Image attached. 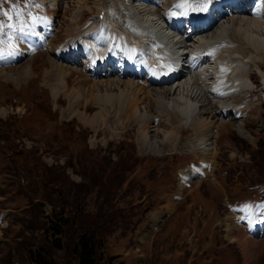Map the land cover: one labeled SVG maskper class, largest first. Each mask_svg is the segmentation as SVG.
Masks as SVG:
<instances>
[{"label":"rangeland","instance_id":"1","mask_svg":"<svg viewBox=\"0 0 264 264\" xmlns=\"http://www.w3.org/2000/svg\"><path fill=\"white\" fill-rule=\"evenodd\" d=\"M94 1L87 0L75 27L97 15ZM102 1L117 27L139 35L125 13L111 6L110 0ZM0 3V53L3 42L15 43L18 26V31L30 30L29 23L37 18L47 23L44 13L49 4L40 0ZM57 4L51 33L44 35H52L48 46L16 61H0V264H33L28 257L41 247L49 249L59 264L69 258L73 264V243L92 236L102 244L99 255L112 258L113 264H264V232L254 230L264 231V205L253 202L262 187H249L251 180H264V174L249 167L250 152L243 148L248 140L257 149L264 130V55L257 62L261 70L251 62L244 64L256 86L236 97L245 107L242 115L233 119L231 111L225 115L217 109L218 118L232 122L213 130L202 144L193 131L173 129L166 116L154 119L158 124H144L127 116L117 118L108 108L97 119L99 107L91 96L108 85L90 88L94 79L102 77L93 79L78 60L55 58L54 47L67 37L64 21L78 14L76 0H57ZM134 4L141 12L160 10L144 0ZM10 5L15 14L9 9L8 16ZM253 9L258 15V4ZM52 61L66 68V77L71 73L67 93H82L73 108L63 89L53 95L55 81L46 76ZM29 64L33 73L23 77L21 72ZM189 71L184 79L193 76ZM205 83L200 86L206 87ZM212 103L216 109V101ZM242 123L245 134L238 131ZM167 130L175 132L176 140L161 141ZM203 146L208 150L205 164L198 162ZM228 202L243 204L228 211ZM153 208L160 212L154 216L158 219L149 220L147 231L135 242L128 228L145 220ZM60 223H65L67 234L53 233L51 225Z\"/></svg>","mask_w":264,"mask_h":264},{"label":"bare ground","instance_id":"2","mask_svg":"<svg viewBox=\"0 0 264 264\" xmlns=\"http://www.w3.org/2000/svg\"><path fill=\"white\" fill-rule=\"evenodd\" d=\"M135 1L110 0V5L126 14L125 20L131 22L132 26H136L138 32L130 28L139 35L128 29L117 27L112 17L106 13L102 0L93 2L97 9V15L92 16L93 18L86 24L75 27L74 25L78 24L80 19V12L88 7L87 0H76V13L78 14L69 16L64 21L63 28L67 37L61 44L54 47V56L60 62L71 59L78 60L81 65L85 66V71L90 72L93 79L98 75L101 76L102 78L99 80L94 79L90 88L97 89L100 84L103 87L108 85L102 92L96 90L95 94L91 96L99 107V111L95 114L97 119L109 112L108 108L114 112L117 118L120 115L127 116L128 119H135L144 124H158L154 119L157 121L160 120V117L166 116L168 124L173 129L182 128L183 132L193 131L196 140L202 144V140L207 141L213 130L227 128L232 122L218 118L217 109H220V113L225 115L231 111L233 119L242 115L245 107L239 100H236V97L241 91L249 89L254 84L250 75H246L247 71L244 72V64L251 62L261 70L257 62H260L264 55V0H259L258 15L254 13V9L252 11V8L249 10L245 7L223 6L219 8L218 4L222 0H207L206 16L203 17L202 11L199 17L192 18L194 22L200 19L203 24L208 25L194 27L187 40L184 39V34H188L189 31L179 32L180 28L173 29L172 27V24L179 23L177 17L182 14V12L176 11V7L172 5L181 3L182 0H170L169 4L173 9L171 13H175L174 15H170L165 6L159 11L153 7L155 10H150L151 12H141L139 7L136 9L132 7ZM188 2L191 5L188 8H198L195 0H188ZM40 3L49 4L50 9L44 13L47 23H41L37 18L32 19L33 22L29 23L30 30L18 31L20 29L18 26L14 32L16 37L13 36L14 40L12 38L15 43L3 42L1 48L4 52L0 58L2 64L16 61L24 55L30 54L37 47L48 46L52 35L45 37L44 35H50V26L58 15L59 7L57 0H40ZM147 3L152 4L151 2ZM102 10L105 17L101 20L98 14ZM214 15H219V18L213 23H208V19ZM164 16L169 20L164 19ZM166 21L170 23L168 28L165 27ZM214 27L216 30L210 34ZM39 28L43 30V33L39 32ZM17 37L23 38L29 44L28 47L22 46L19 40L17 41ZM153 37L159 40L160 45L168 47L169 60L173 61L176 66L179 65L177 60L180 53L184 51V48L189 47L188 50L192 58L189 72H193V76L189 75V79H184L183 72L178 79H175L174 83L173 81L167 82L165 77L159 79L143 77V72H146L148 76L153 74L155 69L153 63L161 64L158 61V52L161 51V48L153 44ZM147 39L151 41L155 50L159 49L155 52L156 60L146 55L147 46L145 43L148 41ZM181 43L185 45L182 47L179 45ZM8 52H14V55L9 56ZM141 55H146L149 59L140 58ZM109 63L115 66L116 73L109 70ZM65 70L66 68L63 69L62 64L52 61L51 68L46 70V76L47 79L53 78L55 81L52 87L53 95L56 97L59 90L63 89V93L71 99L70 107L73 108L75 103L76 105L80 103L82 93L80 90L67 93V77L71 73L66 77ZM32 73L33 69L30 64L21 72L23 77L30 76ZM20 76L18 75V77ZM262 80L264 83V74ZM204 82H206V87H201L200 84ZM110 88L114 92L108 90ZM213 101H216V109L211 107ZM149 105H152V109L148 108ZM82 114L84 118L85 113L82 112ZM244 127L245 123L238 127L241 134H245ZM173 133L175 132L167 130L163 133L161 141L165 143L170 140V137H173V141L176 140L177 137H174ZM180 134L181 131L178 137ZM143 139L145 138L142 137ZM202 150H204V154L198 162L205 164L209 162L208 150L204 146ZM192 171L200 170L193 168ZM155 219H158V215Z\"/></svg>","mask_w":264,"mask_h":264},{"label":"trees","instance_id":"3","mask_svg":"<svg viewBox=\"0 0 264 264\" xmlns=\"http://www.w3.org/2000/svg\"><path fill=\"white\" fill-rule=\"evenodd\" d=\"M243 148L250 152L251 164L249 167L251 169H256L260 173L264 174V130L262 131V136L259 141V146L257 149H252L250 145L245 141ZM20 157V154H18ZM16 168L18 166L14 164ZM46 170L51 171V167H45ZM48 172V171H47ZM263 179H254L249 183L251 188L253 185L258 183H263ZM51 228L53 229L54 234H67V228L65 223L63 224H52ZM86 227H81L79 229H84ZM97 237H88L80 238L78 242L73 243L72 251L74 252V263L73 264H113L112 258L103 259L99 255V249L102 247V244L96 240ZM46 247H41L37 253L31 254L28 257L29 262L33 264H59L50 254V250H46ZM65 264H70V258L65 262Z\"/></svg>","mask_w":264,"mask_h":264},{"label":"snow or ice","instance_id":"4","mask_svg":"<svg viewBox=\"0 0 264 264\" xmlns=\"http://www.w3.org/2000/svg\"><path fill=\"white\" fill-rule=\"evenodd\" d=\"M188 0H182L181 3L176 4L174 7L181 8V7H190ZM207 0H200V2L197 3L196 7H198L201 11L207 10ZM170 15H174L175 13H169ZM2 27V25H0ZM8 27H11V25H8ZM8 55H14V52H8ZM3 56V53H0V57Z\"/></svg>","mask_w":264,"mask_h":264}]
</instances>
